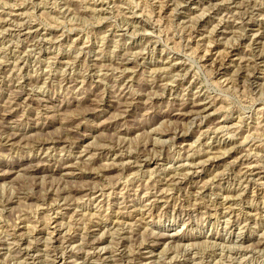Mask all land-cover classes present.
<instances>
[{
	"label": "rangeland",
	"instance_id": "1",
	"mask_svg": "<svg viewBox=\"0 0 264 264\" xmlns=\"http://www.w3.org/2000/svg\"><path fill=\"white\" fill-rule=\"evenodd\" d=\"M0 264H264V0H0Z\"/></svg>",
	"mask_w": 264,
	"mask_h": 264
},
{
	"label": "bare ground",
	"instance_id": "2",
	"mask_svg": "<svg viewBox=\"0 0 264 264\" xmlns=\"http://www.w3.org/2000/svg\"><path fill=\"white\" fill-rule=\"evenodd\" d=\"M188 107H191V112L192 113H197V111L200 108V104L199 103L198 104L194 103L193 105H186V106L183 107V109L188 108ZM40 170H41V168L39 166H37L36 168L32 169L31 171L34 172V173H38Z\"/></svg>",
	"mask_w": 264,
	"mask_h": 264
}]
</instances>
